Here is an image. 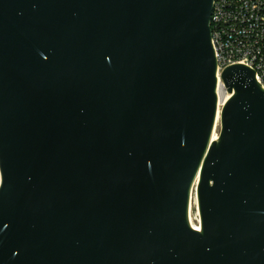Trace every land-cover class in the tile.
I'll return each instance as SVG.
<instances>
[{
    "label": "water",
    "instance_id": "obj_1",
    "mask_svg": "<svg viewBox=\"0 0 264 264\" xmlns=\"http://www.w3.org/2000/svg\"><path fill=\"white\" fill-rule=\"evenodd\" d=\"M213 0H0V264H264V89L217 113Z\"/></svg>",
    "mask_w": 264,
    "mask_h": 264
},
{
    "label": "built area",
    "instance_id": "obj_2",
    "mask_svg": "<svg viewBox=\"0 0 264 264\" xmlns=\"http://www.w3.org/2000/svg\"><path fill=\"white\" fill-rule=\"evenodd\" d=\"M211 29L218 84L227 88L223 71L244 64L264 89V0H213Z\"/></svg>",
    "mask_w": 264,
    "mask_h": 264
},
{
    "label": "bare ground",
    "instance_id": "obj_3",
    "mask_svg": "<svg viewBox=\"0 0 264 264\" xmlns=\"http://www.w3.org/2000/svg\"><path fill=\"white\" fill-rule=\"evenodd\" d=\"M234 91H229L227 88L221 87L219 84L217 85V96H218V103H217V113L216 118L213 126V130L211 133L210 141L206 150V153L204 155V158L200 164V167L195 175V178L192 182L191 188H190V196H189V205H188V221L189 224L197 230H202V221H201V215H200V206H199V195H198V186L201 179V172L204 164V160L206 158V155L208 153L209 148L215 144L216 142H219L220 140V133L218 131V127L221 122V114H222V108L226 104V102L233 96ZM1 182V177H0ZM195 204V206L198 209V219L199 223L194 222V218L192 215V205Z\"/></svg>",
    "mask_w": 264,
    "mask_h": 264
},
{
    "label": "rangeland",
    "instance_id": "obj_4",
    "mask_svg": "<svg viewBox=\"0 0 264 264\" xmlns=\"http://www.w3.org/2000/svg\"><path fill=\"white\" fill-rule=\"evenodd\" d=\"M228 90V89H227ZM229 92V91H228ZM221 130H222V124H221V122H220V125H219V127H218V131H219V133L221 132ZM0 177H1V175H0ZM192 215H193V218H194V222L195 223H199V219H198V209H197V207L195 206V204H193L192 205Z\"/></svg>",
    "mask_w": 264,
    "mask_h": 264
}]
</instances>
